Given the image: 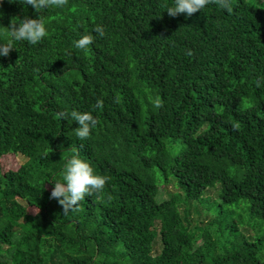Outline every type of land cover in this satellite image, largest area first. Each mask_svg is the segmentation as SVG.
<instances>
[{
	"label": "trees",
	"instance_id": "trees-1",
	"mask_svg": "<svg viewBox=\"0 0 264 264\" xmlns=\"http://www.w3.org/2000/svg\"><path fill=\"white\" fill-rule=\"evenodd\" d=\"M173 3L68 0L38 14L0 0V43L12 17L41 15L47 30L0 56V159L24 158L13 179L0 166V264H264V8L170 17ZM73 110L98 119L85 140L58 115ZM76 151L110 177L108 195L64 215L50 181ZM170 180L179 194L161 200ZM190 205L213 217L198 237Z\"/></svg>",
	"mask_w": 264,
	"mask_h": 264
},
{
	"label": "clouds",
	"instance_id": "clouds-1",
	"mask_svg": "<svg viewBox=\"0 0 264 264\" xmlns=\"http://www.w3.org/2000/svg\"><path fill=\"white\" fill-rule=\"evenodd\" d=\"M9 3L17 2V0H8ZM22 5L31 6L38 14L42 9L57 8L62 9L68 5V0H20ZM209 4H216L220 8L232 13L231 0H174L172 6L165 5L167 14L170 17H177L180 14L191 16L201 11ZM3 14L0 13V16ZM7 29V35L11 38L7 43H0V56L7 57L14 48L15 41H27L32 45H36L47 36L45 19L38 15L33 19L25 16L23 19L12 17ZM94 32L100 37L105 36V29L102 25H96ZM96 36L89 34L82 35L78 40L74 41V47L79 50H87L94 43ZM191 55V51L188 52ZM261 77L257 80L256 86H261ZM119 103V97L115 100ZM152 104L156 109L163 107V100L156 96L152 99ZM103 106V100H97L96 108ZM61 119L76 121L78 127L75 128V135L79 140H85L90 137L92 130L97 126L98 119L92 112H79L73 110L71 112H63L58 114ZM110 177L94 173L93 167L89 162L80 158L78 151L66 161L63 169V181H50L53 187L50 193V199H56L63 208V214L68 215L70 212L78 210L79 204L86 197L93 195H108L104 192L106 183ZM108 199H111L110 195Z\"/></svg>",
	"mask_w": 264,
	"mask_h": 264
},
{
	"label": "rangeland",
	"instance_id": "rangeland-1",
	"mask_svg": "<svg viewBox=\"0 0 264 264\" xmlns=\"http://www.w3.org/2000/svg\"><path fill=\"white\" fill-rule=\"evenodd\" d=\"M247 1H249L252 5L256 7L264 8V0H247ZM23 162H24V158H22L19 155L7 154L3 156L0 159V166H1V171H2L3 176L6 179L15 178L16 170L19 167V165L22 164ZM173 194H179V191L174 186L173 181L170 180L169 182L162 185V191L160 192V199L167 200ZM207 195L212 197V199H216L215 191L213 190L209 191ZM179 207L181 210L183 209V206L179 205ZM35 211L36 210L32 207H26L25 209V212L27 214H33ZM197 211L199 213H197ZM187 212L189 214V218L191 222L190 231L191 233H193L195 237H198L199 231H196V230H201L203 226L207 222H209L213 217L209 214H206L204 211L200 210V208L198 207L196 210V208H194L193 205H190ZM156 228H158V226H156ZM247 231H248L247 232L248 235L253 234L252 230H247ZM144 232L147 237H150L153 235V233H155V229L150 224H146ZM155 241H156L155 250L157 251L159 247L158 237L155 239Z\"/></svg>",
	"mask_w": 264,
	"mask_h": 264
}]
</instances>
